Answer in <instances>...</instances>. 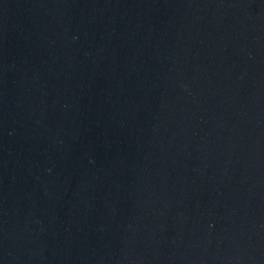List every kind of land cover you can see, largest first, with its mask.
Wrapping results in <instances>:
<instances>
[{
  "label": "water",
  "instance_id": "1",
  "mask_svg": "<svg viewBox=\"0 0 264 264\" xmlns=\"http://www.w3.org/2000/svg\"><path fill=\"white\" fill-rule=\"evenodd\" d=\"M0 264H264V0H0Z\"/></svg>",
  "mask_w": 264,
  "mask_h": 264
}]
</instances>
